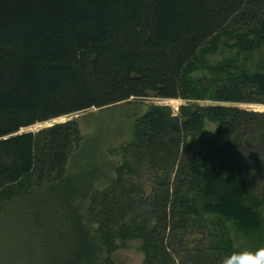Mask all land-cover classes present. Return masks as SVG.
Segmentation results:
<instances>
[{"label": "trees", "instance_id": "16d2710c", "mask_svg": "<svg viewBox=\"0 0 264 264\" xmlns=\"http://www.w3.org/2000/svg\"><path fill=\"white\" fill-rule=\"evenodd\" d=\"M219 42L228 55L207 62ZM258 51L264 0H0V200L38 239L35 264H101L133 238L143 263L156 264L165 230L201 222L199 209L213 217L205 264L237 249L227 225L250 247L264 245V188L255 195L242 167L257 155L264 175V112L197 104L264 105V67L249 70L240 59ZM146 97L183 101L176 113L150 104L132 123L136 148L168 140L176 186L155 204L152 225L94 228L82 210L94 202L90 177L101 166L66 171L82 138L77 119L21 130ZM33 173L34 188L19 186ZM198 255L187 264H203Z\"/></svg>", "mask_w": 264, "mask_h": 264}, {"label": "rangeland", "instance_id": "374dc122", "mask_svg": "<svg viewBox=\"0 0 264 264\" xmlns=\"http://www.w3.org/2000/svg\"><path fill=\"white\" fill-rule=\"evenodd\" d=\"M227 52L219 42L218 49L211 55L206 56L207 62L214 63L226 57ZM246 56V57H245ZM243 65L249 70L264 67V52L258 51L247 53L240 58ZM129 103H123L108 109L98 110L91 108L78 113L77 125L82 136L78 148L72 149L67 162V172L77 169H99L90 177L94 202L89 208H83L84 218L94 228H107L115 231L121 222H134L135 225L142 218H148L152 225L156 214L160 209L155 206L165 199L176 186L174 183L176 156L173 155L172 146L168 140H163L157 148L134 147L132 123L137 115H140L150 104H162L168 106L172 113H176L180 99H159L146 97L142 99H130ZM199 105H233L240 108L264 112V105L247 103H223L208 100L197 101ZM74 117H60L50 122L36 124L21 131H36L39 128L49 126L52 123L63 122ZM209 123L205 124V132L212 130ZM258 143V141L256 140ZM259 144V143H258ZM255 146V145H254ZM248 147L250 152H257V145ZM168 147V148H167ZM73 148H76L74 146ZM255 156V157H254ZM257 155L250 154V158L243 161L244 180L250 185L253 183L252 192L259 195L264 188V175L258 171L260 160ZM103 164V166H102ZM33 173L26 180H22L19 186L34 188L36 177ZM167 191L165 193V189ZM164 190V191H163ZM3 200H0V206ZM0 211V264H35L38 263L40 248L38 239H34L31 228L26 229L19 219L18 211L14 212L8 204H3ZM119 208L123 209V219H119ZM264 220V208H258ZM202 217L201 222L187 219L182 227L172 231L165 230L164 256L158 253L156 264H187L196 258L203 264L212 261L209 250L215 239L214 230L211 228L212 215L199 209ZM86 213V215H85ZM129 224V223H128ZM227 231L236 248L250 247L246 239L237 236L227 225ZM29 235V236H28ZM43 238V236H42ZM115 244L120 245V239H115ZM141 241L138 238L129 239L123 246L114 250L107 260L101 264H144L143 253L140 250ZM159 245V242H156ZM153 249H151L152 251ZM200 252H196V251ZM37 255V256H34ZM105 254H103V257ZM219 262V261H218ZM219 264V263H218Z\"/></svg>", "mask_w": 264, "mask_h": 264}, {"label": "clouds", "instance_id": "9594fccd", "mask_svg": "<svg viewBox=\"0 0 264 264\" xmlns=\"http://www.w3.org/2000/svg\"><path fill=\"white\" fill-rule=\"evenodd\" d=\"M219 264H264V245L231 250L220 258Z\"/></svg>", "mask_w": 264, "mask_h": 264}, {"label": "water", "instance_id": "95a60500", "mask_svg": "<svg viewBox=\"0 0 264 264\" xmlns=\"http://www.w3.org/2000/svg\"><path fill=\"white\" fill-rule=\"evenodd\" d=\"M77 117H78V113L74 114V117H72V118H77ZM72 118H70V119H72ZM70 119H68V120H70Z\"/></svg>", "mask_w": 264, "mask_h": 264}]
</instances>
